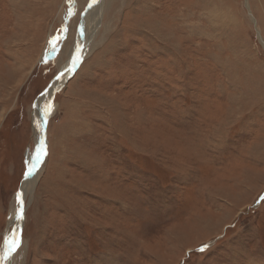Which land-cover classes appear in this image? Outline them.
<instances>
[{
  "label": "rangeland",
  "instance_id": "rangeland-1",
  "mask_svg": "<svg viewBox=\"0 0 264 264\" xmlns=\"http://www.w3.org/2000/svg\"><path fill=\"white\" fill-rule=\"evenodd\" d=\"M103 1L0 0V248L80 57L1 264H264V0Z\"/></svg>",
  "mask_w": 264,
  "mask_h": 264
},
{
  "label": "water",
  "instance_id": "water-1",
  "mask_svg": "<svg viewBox=\"0 0 264 264\" xmlns=\"http://www.w3.org/2000/svg\"><path fill=\"white\" fill-rule=\"evenodd\" d=\"M75 58L76 57H74V59ZM74 59H72L70 61L69 66L66 69H60L58 71V73L56 74L55 78L49 83V85L45 89V91L40 96H38V98L36 99V101L34 103V111L32 112L33 124L35 126H37L39 128V130H40L41 142H43V145L45 147L46 152H47V121H48V119H49V117L51 115V111H52V108H53V105H52L53 104V96H54L55 92L59 88L62 87V85L67 81V79L73 73V71L75 69V67L73 68V60ZM55 82L58 83V84L54 85ZM52 85H54L53 86L54 88H52V90H50L51 94L46 99V103L47 104H46L44 110H42L39 107L40 99L42 98L43 95H45L49 91V89L51 88ZM49 106L51 107V110H50L49 114L47 116H45L44 115V112L48 110V107ZM43 156H45V155H42V158H43ZM17 193H21V189ZM17 193H16V195H17ZM18 206L20 207L19 204H18ZM24 211H25V205L23 204V217H24ZM22 224H23V219H17L16 223H13V224H11L10 221L8 222V226H11V231L9 233L5 234L3 244L5 243V240H7V236H9V239L8 240H10V239L13 238V231L14 230L16 232H18L19 233V236H20L21 229H22Z\"/></svg>",
  "mask_w": 264,
  "mask_h": 264
},
{
  "label": "snow or ice",
  "instance_id": "snow-or-ice-1",
  "mask_svg": "<svg viewBox=\"0 0 264 264\" xmlns=\"http://www.w3.org/2000/svg\"><path fill=\"white\" fill-rule=\"evenodd\" d=\"M74 2H75V0H68L69 4L74 3ZM97 3H99V0H89L85 11L91 9ZM68 12H69V14H72L71 7H69ZM61 32L66 33L67 32V26H62ZM61 39H63V37H54L52 39V41H50L49 51L51 53L56 52L57 48L59 47V42ZM79 60H80L79 56H77L73 60V68L79 62ZM50 110H51V107L49 106L48 110L44 112V115L47 116L49 114ZM46 154L47 153H46L45 147L43 145V142H41V144L36 148L35 154L31 158V163L28 164L27 170L24 173L25 179L34 175L35 170L37 169L38 165L40 163H42V155H46ZM22 197H23V193H17L16 201L20 205V207L17 209V216H16L17 219H23V203H24V201H23ZM20 244H21V240H20L19 233L14 230L13 231V238L10 240H5L6 247H5V250L3 253V258L5 260L9 259L11 257V255L16 251V249L20 247ZM205 247H207V246H205ZM199 250L203 251L204 248H201Z\"/></svg>",
  "mask_w": 264,
  "mask_h": 264
},
{
  "label": "bare ground",
  "instance_id": "bare-ground-1",
  "mask_svg": "<svg viewBox=\"0 0 264 264\" xmlns=\"http://www.w3.org/2000/svg\"><path fill=\"white\" fill-rule=\"evenodd\" d=\"M104 1L103 0H99V3H97L96 5H94L91 9H89L88 11H87V13H85L84 14V16H83V24L81 25V27L84 25V24H86L85 26H87L88 24H89V21L91 20H89L88 19V17H89V14H91V18L93 19V27H94V29L92 30L93 32H92V34H94L95 32H96V30H97V28L99 27V25H100V22H101V15H102V11H103V8H104ZM94 12V13H93ZM90 25V24H89ZM85 26H84V28H85ZM105 26V25H104ZM87 27H89V26H87ZM91 28V27H90ZM76 51V50H75ZM75 51H73V52H75ZM72 59V58H71ZM71 59L70 60H68L67 62L68 63H70V61H71ZM69 66V64L67 65V67ZM61 69H64V67H62ZM61 79V78H60ZM56 84H58V83H56L55 82V84L54 85H56ZM54 85H52L51 86V88L49 89V91L45 94V95H43L42 96V98L40 99V102H39V107H40V105H41V103H42V101L43 100H46L49 96H50V94H51V92H50V90H52V88H54L53 86ZM38 111V110H37ZM40 111V110H39ZM38 114V113H37ZM34 140H35V143H36V146H35V149H34V151L31 153V155L28 157V162H27V166H28V164L29 163H31V158L34 156V154H35V151H36V148L41 144V137H40V130H39V128L37 127V128H35V130H34ZM36 175H37V171L34 173V175H32V176H30L29 178H27L26 179V181L25 182H23V185H22V187H21V193H23V197H25V192L27 191V192H29V191H31V189H30V187L33 185V183L35 182V180H36ZM23 197H22V199H23ZM19 208V206H18V203H17V201L15 200V205H13L12 206V208H11V211H10V223L11 224H13V223H16V221H17V218H16V216H17V209ZM17 225V224H16ZM8 240V239H7ZM21 244H22V241H21ZM20 244V245H21ZM5 247H6V245H5V243H4V245H3V247H1L0 249V264H1V261L4 259L3 258V253H4V250H5ZM13 255H14V253L11 255V257L9 258V261L10 260H12V258H13ZM5 260V259H4ZM3 260V261H4Z\"/></svg>",
  "mask_w": 264,
  "mask_h": 264
}]
</instances>
